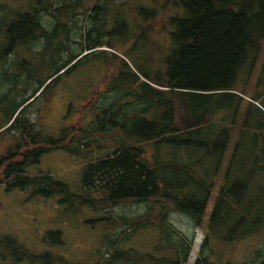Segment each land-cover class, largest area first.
<instances>
[{"label": "trees", "instance_id": "trees-1", "mask_svg": "<svg viewBox=\"0 0 264 264\" xmlns=\"http://www.w3.org/2000/svg\"><path fill=\"white\" fill-rule=\"evenodd\" d=\"M41 1L40 7L12 15L9 23L4 8H0V46L5 41L13 45L0 56V71L19 77L14 74L20 71L15 59L14 66L7 68V58L14 56L15 44L23 43L28 47L30 43L55 38L59 23L53 27L54 13L58 11L59 2ZM168 2L181 8L183 16L172 19L174 31L170 32V38L174 48L164 60V77L160 76V71L153 75L136 73L124 59L115 56L106 79L108 85L111 81L108 91L118 95L127 93L134 101L119 104V107L111 104V110H104L102 118L91 123L88 130L81 131L80 141L95 138L96 146H93L96 148H102L101 141L110 135L116 136L112 157L107 154L90 160L83 168L81 184L86 196L69 194L62 182L49 175L29 176L26 168L52 150L86 157L93 146L87 148L88 143H84L82 149L81 145H76L77 138L67 130L61 131L62 137L58 139L43 136L31 121L29 112L24 113L34 100L29 101L42 88L40 94L81 65L83 50L73 53L68 44L60 45V52L68 56L60 60L45 80L34 84L29 79L24 88L18 89L14 106L4 113L0 125V134L11 132L16 139L14 145L0 155V184L5 183L6 188H31L33 194L43 198L57 196L59 203L67 202L70 208L142 204L145 210L140 215L118 220L100 217L84 221V225L110 230L123 224L125 231L130 232L127 237L140 227L151 226L158 228L162 235L174 237L164 245L173 251L171 260L138 254L124 248L122 243L110 260L96 264H186L194 237L177 234L167 225L172 212L186 215L191 230L203 227L205 231L194 264H214L210 237L217 239L219 245L234 243L264 226V169L257 166V159L253 168L247 167L248 159L239 151V144L216 190L208 219L204 220L242 101L235 89L238 74L245 65H252L258 43L264 36V0ZM95 8L103 10L99 6ZM48 13L53 17L50 25L44 21ZM152 16L146 23L152 21ZM91 42L100 41L87 39L85 46ZM12 85L8 92L18 88L16 82ZM29 86L32 89L28 92ZM250 100L251 106L264 116V95L257 93ZM34 111L39 113L38 109ZM209 161L213 165L207 168ZM200 169L205 173L199 174ZM92 190L100 192V198L90 196L88 193ZM104 240L108 248L116 244V239L108 235ZM6 245L14 262L29 259L53 264L57 260L48 252L32 257L16 241ZM58 245L62 243L58 241ZM263 248L256 250L253 264H264Z\"/></svg>", "mask_w": 264, "mask_h": 264}, {"label": "rangeland", "instance_id": "rangeland-1", "mask_svg": "<svg viewBox=\"0 0 264 264\" xmlns=\"http://www.w3.org/2000/svg\"><path fill=\"white\" fill-rule=\"evenodd\" d=\"M168 1L170 0H58L53 27L56 22L59 27L54 33L55 38L30 43L28 47H24L23 43L15 44L14 56L11 54L7 58V68L9 65L14 66L12 61L15 59L20 71H15L14 74L19 77L8 71H0V125L3 123L4 113H8L14 106V95L19 92L18 89L24 88V83L29 79L34 84L45 80L60 60L68 56L60 52L59 46L68 44L73 53L83 50L81 65L57 82L51 83L40 94L42 88L29 101L34 100L24 113L29 112L31 121L43 136L58 139L62 137L61 131L67 130L77 138L76 145H81L82 149L84 143H88L87 148L96 146L95 138L80 141L81 131L88 130L91 123L102 118L104 110H111V104L119 107V104L134 101L127 93L118 95L108 91L111 81L108 85L106 79L112 71L110 64L115 61L114 57L124 59L136 73L153 75L160 71V76L164 77V60L174 48L170 38V32L174 31L172 19L183 16L182 9L173 7ZM41 3V0H0V8H4L9 23L12 15L29 12L33 7H40ZM97 6L103 10H97ZM151 16L152 21L146 23ZM44 19L48 25L53 22L50 13L44 15ZM103 21L106 23L103 24ZM87 39L100 42H91L87 47ZM258 45L252 65H245L238 74L235 89L240 93L242 101L204 220L208 219L211 212L216 190L224 180L225 170L236 144H239V151L248 159L247 167L253 168L254 160L257 159V166L264 169V116L249 103L255 94L264 95V36ZM12 48L13 45L7 41L3 42L0 56ZM51 80L52 78L46 84ZM14 82L18 88L8 92ZM31 89L32 86H29L28 92ZM36 109L39 113L34 111ZM115 137L110 135L107 140H102V148H89L92 152L86 157L70 155L60 149L49 151L37 163L29 165L26 174L34 177L49 175L62 182L69 194L86 196L81 184L83 168L90 160L110 155L114 150ZM15 140L11 132L0 134V155L12 147ZM212 165L210 161L206 164L207 168ZM204 173L200 169L199 174ZM6 187L5 183L0 184V264H42L29 259L12 261L6 243L14 241L32 257L48 252L57 259L53 264L105 262L110 260L122 243L124 248H131L138 254L147 253L157 259L171 260L174 257L173 251L164 247L165 242L173 241L174 237L162 235L156 227H140L127 237L130 232L125 231L123 224L110 230L84 225V221L100 217L118 220L140 215L145 210L142 204H96L94 208H70L67 202L59 203L60 197L57 196L43 198L33 194L31 188L18 190ZM88 194L97 199L101 196L96 190ZM167 225L177 234L193 235L194 243L186 264H194L205 232L203 227L191 230L189 218L176 212L170 213ZM107 235L116 239L115 246L107 247L104 240ZM58 241L62 245H58ZM209 244L213 250L211 260L214 264H253L252 258L254 259L256 250L264 247V226L234 243L219 245L221 243L217 239L210 237Z\"/></svg>", "mask_w": 264, "mask_h": 264}, {"label": "flooded vegetation", "instance_id": "flooded-vegetation-1", "mask_svg": "<svg viewBox=\"0 0 264 264\" xmlns=\"http://www.w3.org/2000/svg\"><path fill=\"white\" fill-rule=\"evenodd\" d=\"M105 23H106V21H103V24H105ZM13 145H14V143H13ZM13 145H12V146H13Z\"/></svg>", "mask_w": 264, "mask_h": 264}]
</instances>
